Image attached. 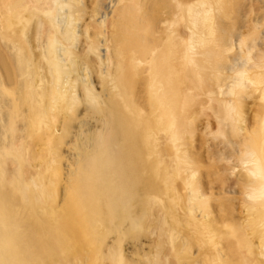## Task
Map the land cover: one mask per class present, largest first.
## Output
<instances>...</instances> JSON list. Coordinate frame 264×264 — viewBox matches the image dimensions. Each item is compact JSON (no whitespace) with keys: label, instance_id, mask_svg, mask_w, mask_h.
<instances>
[{"label":"bare ground","instance_id":"1","mask_svg":"<svg viewBox=\"0 0 264 264\" xmlns=\"http://www.w3.org/2000/svg\"><path fill=\"white\" fill-rule=\"evenodd\" d=\"M0 264H264V0H0Z\"/></svg>","mask_w":264,"mask_h":264}]
</instances>
